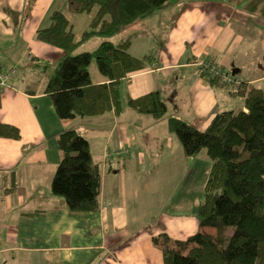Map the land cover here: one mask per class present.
Segmentation results:
<instances>
[{"label":"crops","instance_id":"1","mask_svg":"<svg viewBox=\"0 0 264 264\" xmlns=\"http://www.w3.org/2000/svg\"><path fill=\"white\" fill-rule=\"evenodd\" d=\"M66 1L0 0V61L16 67L0 88V124L19 134L0 136V264H164L154 236L215 233L197 216L211 160L205 149L187 157L167 119L203 130L216 112L245 109L241 95L200 76L201 61L236 70L247 90L264 92V0H178L106 37L128 40L144 67L119 82L117 112L61 119L44 89L64 52L35 33L60 9L81 39L90 15L69 13ZM103 39L91 36L75 52ZM90 79L108 81L100 73ZM152 91L165 101L161 118L128 105ZM68 128L88 140L100 171L95 211L70 210L51 190L61 158L57 135Z\"/></svg>","mask_w":264,"mask_h":264},{"label":"trees","instance_id":"2","mask_svg":"<svg viewBox=\"0 0 264 264\" xmlns=\"http://www.w3.org/2000/svg\"><path fill=\"white\" fill-rule=\"evenodd\" d=\"M167 1L67 0L69 13L90 15L78 41L74 39L73 24L60 9L48 14L47 24L35 35L64 52L44 89L59 118L119 110V82L143 68L145 60L129 53L128 40L113 43L106 37L148 16ZM91 35L105 39L95 49L73 53ZM93 59L107 82L91 81L88 66ZM199 67L200 76L211 86H224L220 77L211 78L205 66ZM244 84L241 81L234 91H228L244 98L245 109L218 111L203 130L174 116L167 119L187 157L205 149L211 160L197 216L200 226L214 227L215 233L199 230L185 240L172 239L165 233L154 236L164 264H264V92L257 87L247 90ZM128 105L155 118H161L167 110L158 91L130 98ZM0 136L16 138L19 134L14 126L0 124ZM57 144L61 158L51 180L52 192L62 196L70 210H97L100 171L93 162L88 140L68 128L57 135ZM227 226L233 227L229 237Z\"/></svg>","mask_w":264,"mask_h":264},{"label":"built area","instance_id":"3","mask_svg":"<svg viewBox=\"0 0 264 264\" xmlns=\"http://www.w3.org/2000/svg\"><path fill=\"white\" fill-rule=\"evenodd\" d=\"M202 65L205 66V69H207L209 77L211 78L214 76L220 77L221 83L224 86H227L228 89L231 91H234L241 82L239 77L235 76L229 71L223 70L219 65H217L211 60L201 61L199 63V66L202 67ZM15 72H16V67L7 66L5 64H2V62L0 61V88L9 86L11 76ZM108 155H111V152L108 153Z\"/></svg>","mask_w":264,"mask_h":264},{"label":"rangeland","instance_id":"4","mask_svg":"<svg viewBox=\"0 0 264 264\" xmlns=\"http://www.w3.org/2000/svg\"><path fill=\"white\" fill-rule=\"evenodd\" d=\"M176 1H178V0H168L167 2H166V4L165 5H167V4H169L168 6L169 7H167V10H169V9H171L173 6H175V3L174 2H176ZM240 2H245L246 3V1L245 0H240ZM162 8V7H161ZM161 8H159V9H156V10H161ZM264 14V13H263ZM133 24V23H132ZM133 26V25H132ZM121 31H119L118 33H120ZM91 36H95V35H91ZM91 36H89V37H91ZM88 37V38H89ZM8 37H6L5 39H7ZM88 38H86V39H88ZM76 52H78V51H76ZM75 52V50L73 51V53H76ZM88 70H89V73H90V75H91V77L94 79V74H99V70H98V67H97V64H96V61L93 59L92 61H91V63H90V65L88 66ZM246 73L247 74H249V72L248 71H246ZM227 90H229L228 89V87L226 86L225 87ZM232 100H235L234 99V97H230ZM174 134H175V132H174ZM176 135V134H175ZM178 138V137H177ZM178 140V139H177ZM214 228V227H213ZM227 228V230H226V235H227V237H229L230 236V234L232 233V231H233V227L232 226H227L226 227ZM211 231H213V229H211ZM214 232V231H213ZM214 234V233H213Z\"/></svg>","mask_w":264,"mask_h":264},{"label":"water","instance_id":"5","mask_svg":"<svg viewBox=\"0 0 264 264\" xmlns=\"http://www.w3.org/2000/svg\"><path fill=\"white\" fill-rule=\"evenodd\" d=\"M231 72H232V74H235L236 73V70H232Z\"/></svg>","mask_w":264,"mask_h":264}]
</instances>
